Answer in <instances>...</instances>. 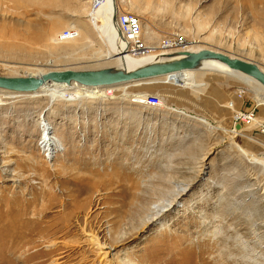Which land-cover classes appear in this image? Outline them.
<instances>
[{
	"label": "rangeland",
	"instance_id": "rangeland-1",
	"mask_svg": "<svg viewBox=\"0 0 264 264\" xmlns=\"http://www.w3.org/2000/svg\"><path fill=\"white\" fill-rule=\"evenodd\" d=\"M90 2L0 0V76L108 67ZM116 2L138 16L148 45L182 33L189 47L264 69V0ZM54 20L52 37L84 22L86 40L55 49ZM30 26L44 38H28ZM134 84L106 88L111 98L2 101L0 264H101V250L125 264H264V136L246 123L230 133L234 110L256 106L264 119L253 88L206 70ZM147 93L163 106L138 104ZM44 131L52 157L39 146Z\"/></svg>",
	"mask_w": 264,
	"mask_h": 264
},
{
	"label": "bare ground",
	"instance_id": "bare-ground-1",
	"mask_svg": "<svg viewBox=\"0 0 264 264\" xmlns=\"http://www.w3.org/2000/svg\"><path fill=\"white\" fill-rule=\"evenodd\" d=\"M14 1L18 5H22L23 3L30 2V0H14ZM117 11H120V10H119V6H118L116 0H104L96 8L91 7L90 12H88L89 13V15H88L89 16V22L93 26V29L95 30V32L97 33V36L99 38V42L101 43V45L103 46V49H104L102 51L101 55H99V56H103L102 57L103 60H106L107 63L109 64V66H111V67H125V68L131 69V68L141 66L143 64H146L148 62L155 60L157 58V56L160 54L167 53V52L163 51L162 49H157V46H151L150 52H147V53L134 54V53L129 52L128 48H127V42L122 37V35L120 34V32H119L118 28L115 26V23L113 20V18H115ZM82 23L84 24V26L80 25V27L82 28L81 32H82L83 36H81L80 39H78L79 37L72 39V40H70L69 43L75 44L76 42H78L80 40L81 41L86 40L85 38H87L89 31L87 30V28H85L86 24L84 22H82ZM59 27H60V22L57 20H54L51 23L48 34L50 33L51 34L50 36L52 37V35L59 29ZM30 28H31V30L28 29L29 30L28 34L26 33L28 35V38L29 37L34 38V39L36 38L38 40H42L44 38L45 31L34 30L32 26H30ZM80 29H78V30L76 29L78 31V33L80 32ZM7 33H8L7 35H9V37L10 36L14 37V36L18 35L17 33H14L11 31L7 32ZM27 35H26V37H27ZM52 38H53V40L57 41L55 36H53ZM60 43H63V42H59V41L56 42L55 49L58 48ZM80 44H81V42H80ZM83 44H84V47H83L84 49L87 47H91L93 45L91 41L90 42H88V41L84 42ZM0 48H1V46H0ZM186 48L187 49H184V50H188V51H198L201 49H206V48H192L189 46H187ZM259 68L264 70L260 66H259ZM197 70H206L208 72L216 71V72L225 73V74H228L229 76L238 78L239 81H242L245 85L253 88L252 90H253L254 98H255V101L257 102V104H264V87H262L258 82H256L254 79L250 78L249 76L244 75L240 72L233 71V70L229 69L225 64H223L217 60H206L203 62L202 66L199 69L184 70V71H181L179 73L188 72V71H197ZM42 73H44V72H42ZM179 73H175V74H179ZM171 75H174V74H171ZM171 75H168V76H171ZM31 76H34V75H31ZM152 80H154V79H152ZM194 80H197V79H195L192 76L191 78H189L187 80L183 79V80H178V81H179L180 86H181L182 82H183L182 85H186L185 83L187 81H188V84L191 85L190 83L195 82ZM106 88H111V86L105 87V88H100V87H86V86H82V85L77 84V83L66 84V83L48 82V83L43 84L36 92L30 93V94L18 93V92L0 89V105L3 104L2 101L5 99H24L27 97H31V98L48 97V101L52 102V103L54 100L72 101V100H76V99L106 98L107 97ZM200 121L204 122V123L206 122V120H200ZM39 124H41V127L44 128L45 123L39 122ZM243 130H244V128L241 127L240 130H236L235 132L241 133ZM49 133L50 132H48L47 134H49ZM52 138H54L56 140L55 136H53ZM53 142L54 141H53V139L50 138V136L47 139V141L44 140L45 144L48 143V149H47L48 154L47 155H50V157H52L55 153V147H54ZM4 172H9L11 176L18 177V178L21 176L19 172L14 171L13 169L7 170L5 168ZM153 209H154V211H153V215L151 218L153 219L155 216H156L155 218H158L159 213H160V211H162V209L161 208L156 209V206ZM83 235L85 237H88V238H86L87 243H90L92 241V238H90V237H92L91 233L84 232ZM92 244H94V243H92ZM47 246L51 247V246H53V244L51 243V244H48ZM98 248L103 249V247L100 245H98ZM119 255H121V254H119ZM107 256H108V251L101 250L98 252V257H100L99 261L101 264H125V263H123L124 261L122 259H118L117 261L114 262L111 259H108ZM56 259H58V258H56ZM252 261H254V260H252ZM127 264H129V263H127Z\"/></svg>",
	"mask_w": 264,
	"mask_h": 264
},
{
	"label": "water",
	"instance_id": "water-1",
	"mask_svg": "<svg viewBox=\"0 0 264 264\" xmlns=\"http://www.w3.org/2000/svg\"><path fill=\"white\" fill-rule=\"evenodd\" d=\"M118 12V11H117ZM117 15V13H116ZM113 18L115 26L124 38L117 20ZM206 60H217L225 64L229 69L249 76L264 87V70L251 61L230 56L223 52L211 49L198 51L180 50L160 54L151 62L134 68L102 67L95 69H63L47 70L34 76H0V89L18 93H34L43 84L53 83H77L86 87H113L119 85H136L152 79H158L184 70L199 69ZM133 83V84H132ZM234 127L240 129V123Z\"/></svg>",
	"mask_w": 264,
	"mask_h": 264
},
{
	"label": "built area",
	"instance_id": "built-area-1",
	"mask_svg": "<svg viewBox=\"0 0 264 264\" xmlns=\"http://www.w3.org/2000/svg\"><path fill=\"white\" fill-rule=\"evenodd\" d=\"M90 4L92 8H96L100 3L104 0H90ZM116 20L120 30L124 35V39L127 42L128 51L134 54L147 53L150 52V47L153 45H148L146 41L143 39V30L140 19L137 15L131 14L128 12H117ZM79 36L78 31L74 27H68L64 29L61 33L56 35V39L59 42H66L71 39H75ZM157 49H162L165 52H174L187 49L188 41L186 37L182 33H170L161 37ZM153 49V48H152ZM112 89L106 91V95L112 97ZM134 94V93H133ZM131 94V95H133ZM242 94V91L238 93V95ZM96 99V98H93ZM92 100V98L90 99ZM75 102V101H74ZM135 104V102H134ZM138 104H144L145 106L153 109H160L163 106V101L160 95L154 93H147L143 97L142 102H138ZM233 104L229 103V107H232ZM243 124H252L255 126L257 131L264 136V119H261L257 116L256 106H253L249 110L241 111L234 110L232 115V126L230 128V133L236 135L235 131L240 130L234 127L235 123ZM44 135V136H43ZM46 131L41 135V142L39 141L40 149H44L46 153H48V143H44V138H46ZM47 139V138H46Z\"/></svg>",
	"mask_w": 264,
	"mask_h": 264
}]
</instances>
